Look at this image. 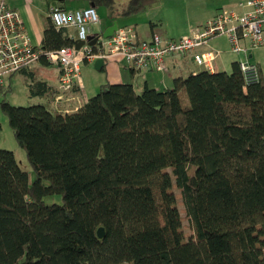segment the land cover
<instances>
[{
  "label": "trees",
  "instance_id": "obj_1",
  "mask_svg": "<svg viewBox=\"0 0 264 264\" xmlns=\"http://www.w3.org/2000/svg\"><path fill=\"white\" fill-rule=\"evenodd\" d=\"M43 1L68 11L75 0ZM78 1L115 10L113 0ZM157 2L129 0L116 14ZM66 31L47 18L39 50L71 45ZM238 63L162 91L101 85L72 113L2 99L34 178L0 149V264H264V77ZM40 86L28 85L31 97ZM52 195L62 204H43Z\"/></svg>",
  "mask_w": 264,
  "mask_h": 264
},
{
  "label": "built area",
  "instance_id": "obj_2",
  "mask_svg": "<svg viewBox=\"0 0 264 264\" xmlns=\"http://www.w3.org/2000/svg\"><path fill=\"white\" fill-rule=\"evenodd\" d=\"M47 18L55 30L73 29V43L81 41L82 45L75 49L72 43L48 52L32 47L19 14L7 9L0 0V87L8 76L30 70L40 56L59 69L56 78L59 94L54 99L56 105L73 86L81 87L79 68L82 64L96 59L105 62L120 58L135 72L152 67L156 72L167 73L168 56L191 54L195 65L217 73L219 52L199 51L207 47L212 39L221 36L226 38L231 53L241 56L238 65L242 74L258 79L257 67L248 61V56L263 45L264 0H247L236 8L219 10L213 18L192 29L189 36L176 40H161L155 34L145 41L132 27L118 28L108 39H103L98 31L93 36L94 50L87 44L91 29L99 25L94 8L64 11L51 6Z\"/></svg>",
  "mask_w": 264,
  "mask_h": 264
},
{
  "label": "crops",
  "instance_id": "obj_3",
  "mask_svg": "<svg viewBox=\"0 0 264 264\" xmlns=\"http://www.w3.org/2000/svg\"><path fill=\"white\" fill-rule=\"evenodd\" d=\"M245 1L247 0H203L200 6L197 5L196 0H186V3L188 2L187 5H190L189 7L201 9H203L202 7H205L204 4L206 3L208 6L206 8L211 9L210 16L203 22H198L196 24L201 25L207 20L213 18L219 10L236 8L239 3ZM3 2L7 9L13 10L19 14L24 30L29 38L30 45L39 49L41 46L42 31L46 25L48 8L51 5H47L43 0H3ZM85 7L87 6L84 5L77 10ZM163 8H165L164 5ZM65 9H67L66 4ZM118 12L119 11L116 13ZM100 17L103 18L101 13ZM101 23L103 22L99 21L98 27H94L95 32H103L107 27L112 25L110 24L105 26V28H101ZM151 24L154 26H156V24L162 26L161 20L154 19L150 25ZM137 25L138 24H134L133 26L144 40H149L151 36L155 34L158 35L161 40H176L179 39V36L181 38V34H171L163 29L161 33H157L156 29L153 28L154 26L152 28L150 26L146 31H140ZM94 33L91 31L90 36H94ZM65 36L67 39L73 40L74 31L68 29L65 32ZM206 50L219 52L216 59L218 72L229 73L231 71V65L241 59L240 56L231 53L224 36L213 39L207 47L201 49L199 52H204ZM248 61L257 66L258 71L262 73L261 63H264V38L262 47L256 51L250 52ZM104 63V67L97 71L93 69V62L82 64L79 68L81 87H78V90L74 89L73 92L65 93L62 96V99L57 103V107L60 109L58 113H61L62 109L65 111L63 113L75 112L88 98L97 92V89L101 85L131 84L136 91H141L144 87L162 91L165 89H171L173 87V79L176 77H187L205 71L203 67H198L193 63L191 54L183 57L178 55L168 56L166 58V64L169 68L167 73H158L150 69L140 71L139 73H132L131 69L127 67L124 61L120 58H114L105 61ZM58 73L59 69L56 65L47 64L43 60H37L32 64L29 71L15 73L9 78L7 77L3 80L2 86L0 87V96H2L1 100L5 99L6 95L12 92V88L16 82L19 83L21 87H25L27 94L30 96L28 85L32 81H37L41 83V90L36 92L37 97H39L38 101L44 100L39 103L47 104L49 108L53 109V98L57 95L56 78ZM71 98H74V100H71Z\"/></svg>",
  "mask_w": 264,
  "mask_h": 264
},
{
  "label": "rangeland",
  "instance_id": "obj_4",
  "mask_svg": "<svg viewBox=\"0 0 264 264\" xmlns=\"http://www.w3.org/2000/svg\"><path fill=\"white\" fill-rule=\"evenodd\" d=\"M114 1V12H111L109 9L100 7L96 8V13L98 19L101 23V28L112 24L115 22L117 26L121 27H131L134 24H138V29L140 31H146L150 27L152 20H161L162 26L156 24L153 28L156 29L157 33H161L162 29L168 31V33L179 35L181 37H187L191 34L192 29L196 28L198 22H203L210 16L211 9H208L206 3L205 7L201 8H192L187 5L186 0H158L157 3L152 4L147 8V10L141 14L132 17H122L115 14L117 11H121L128 3L129 0H113ZM208 1V0H207ZM210 1V0H209ZM203 0H196L197 5H201ZM86 5L83 1H72L67 2L66 6L68 10H77L78 8ZM163 5L165 8H163ZM214 6V5H213ZM103 15V18L100 17ZM114 13V14H113ZM94 33V27L91 29ZM96 31L94 35L97 33ZM178 38V37H177ZM180 38V36H179ZM260 49V48H259ZM258 50V49H257ZM256 51V50H254ZM262 76L264 77V63H261ZM0 96V100H1ZM37 95L32 97L27 94L25 87H21L19 83H14L12 92L7 94L5 101L12 106H31L44 100L38 101ZM37 100V101H36ZM48 107V106H47ZM0 149L7 150L11 152L14 156V159L19 167V169L26 173L29 184L34 178L33 171L29 164L27 163L26 156L24 151L18 147L16 144L12 132L8 127L7 120L5 116L0 113ZM43 204L45 205H61V197L59 195L47 196L42 199ZM179 209L183 208L179 206ZM184 216L185 213L182 212ZM184 231L189 234L192 230L189 220L185 219L183 221ZM129 264V263H122Z\"/></svg>",
  "mask_w": 264,
  "mask_h": 264
},
{
  "label": "water",
  "instance_id": "obj_5",
  "mask_svg": "<svg viewBox=\"0 0 264 264\" xmlns=\"http://www.w3.org/2000/svg\"><path fill=\"white\" fill-rule=\"evenodd\" d=\"M92 7V6H91ZM118 29V26L115 22L112 23V25L110 27H107L103 32H101L100 36L103 37V39H108L110 37H112L113 33ZM74 47L75 49H78L81 45H82V42L81 41H75L74 43ZM87 44L89 46H92L94 44V39L91 37V36H88L87 37ZM104 61L103 60H100V59H96L94 62H93V69L94 70H99L101 68L104 67ZM104 235V230L103 228L101 227H98L96 229V236L97 237H103Z\"/></svg>",
  "mask_w": 264,
  "mask_h": 264
}]
</instances>
